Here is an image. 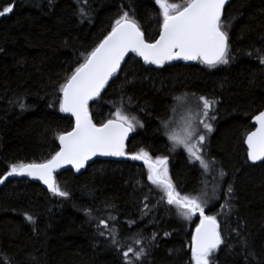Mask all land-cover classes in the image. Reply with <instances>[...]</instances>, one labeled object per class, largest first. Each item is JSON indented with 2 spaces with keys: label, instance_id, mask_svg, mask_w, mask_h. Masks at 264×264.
I'll list each match as a JSON object with an SVG mask.
<instances>
[{
  "label": "trees",
  "instance_id": "1",
  "mask_svg": "<svg viewBox=\"0 0 264 264\" xmlns=\"http://www.w3.org/2000/svg\"><path fill=\"white\" fill-rule=\"evenodd\" d=\"M8 6L13 11L0 16V178L12 164L43 163L59 151L58 135L74 126L59 111V86L123 12L150 42L162 23L155 0H0V11ZM223 19L230 23L229 64L156 69L130 57L89 111L97 125L117 109L138 121L126 154L144 150L153 160L167 158L181 195L206 201L205 212L217 217L225 240L215 264H264V162L251 165L244 145L251 119L264 110V0H231ZM201 97L215 101L213 130L202 146L208 170L173 150L165 132L178 99ZM147 177L137 162L95 161L80 175L55 177L66 198L30 180L6 182L0 186V264H126L129 248L146 252L139 261L129 253L132 264H194L195 216H179ZM101 219L117 229L120 245H112L107 230L98 234Z\"/></svg>",
  "mask_w": 264,
  "mask_h": 264
},
{
  "label": "snow or ice",
  "instance_id": "2",
  "mask_svg": "<svg viewBox=\"0 0 264 264\" xmlns=\"http://www.w3.org/2000/svg\"><path fill=\"white\" fill-rule=\"evenodd\" d=\"M155 2L162 16L158 38L150 42L134 16H130L126 11L123 12L115 20L111 32L59 86V91L62 93L59 99V111L75 118L74 128L57 137L60 150L43 163L12 164L7 174L0 178V184H4L11 176H29L42 181L54 196L66 198L69 193L61 189L54 175L59 168L65 164H71L80 171L97 155L126 156L125 141L129 133L135 131L136 124L139 122L134 123L123 114L121 109H117L113 118L98 126L93 122L89 103L100 97L109 81L120 71L121 64L129 53H135L143 59L145 64L159 67L178 60L199 61L210 68L229 64L231 59L228 31L230 23L223 19L228 0H185L183 5L169 3L168 0H155ZM12 11V6L5 7L0 11V16ZM260 63L264 64V58L260 59ZM200 102L202 111L196 115H202L204 119L198 122L210 133L213 130L212 125L206 120L215 118L209 116L215 101L201 97ZM130 103L131 98H129ZM254 119L258 126L255 131L247 135L246 143L247 157L256 163L264 161V112H260ZM139 126L143 127L142 124ZM194 137H198L195 144L192 143ZM169 139L175 145L182 146L193 163L199 162L201 168L209 169L210 163L202 155L203 149L200 147L204 144L206 136L199 134L191 118L186 123L184 135L172 134L169 135ZM129 158L143 161L148 169V180L163 192L161 200L166 199L168 205L175 206L179 216L191 220L198 215L200 223L195 229V234L192 235L191 259L194 264H215V253L225 240L217 217L205 215L206 201L200 197L181 195L169 177L167 158L153 160L144 150ZM223 175L224 173L221 172V178ZM228 191L232 192L231 185ZM27 219L32 221L31 216ZM105 230L112 245H120L117 229L110 227L108 220L101 219L98 224V234L105 236ZM152 239H155V235ZM243 243L247 250V242ZM129 253H132L137 261L146 255L143 248L135 252L129 248L123 252L126 264H132V261L127 260ZM247 254L251 255V252Z\"/></svg>",
  "mask_w": 264,
  "mask_h": 264
},
{
  "label": "water",
  "instance_id": "3",
  "mask_svg": "<svg viewBox=\"0 0 264 264\" xmlns=\"http://www.w3.org/2000/svg\"><path fill=\"white\" fill-rule=\"evenodd\" d=\"M230 1H231V0H228V2L226 3L225 7L229 4ZM130 57H136V58H137V59H138V60H139V61H140L145 67H147V68H156V69L162 68V67H159V66H157V65L145 64L144 61H143V59L140 58V57H138V56H136L135 53H129V54L124 58V61H123L122 64H121V69H122L123 65L125 64V62L128 60V58H130ZM196 62H197V61H183V60H178V61H171V62H169V63H166V64H164V66H172V65H174V64H182V65H186V66H187V65H194ZM164 66H163V67H164ZM121 69H120V71H121ZM120 71L117 73V75H116L115 77H113L112 80L109 81L108 85L105 87V89L102 91V93L108 88V86L110 85L111 82H113L114 80H116V78L118 77ZM102 93H101V94H102ZM94 101H95V100H94ZM92 102H93V101H90V103H92ZM90 103H89V104H90ZM261 112H264V110L261 111ZM64 114H65L67 117H69V118H71V119L73 120V122H74V126H75V118L72 117V116H71L70 114H68V113H64ZM258 114H259V113H258ZM258 114H257V115H258ZM257 115H255V116H257ZM255 116L251 119V124H252L253 127H254V129H253L251 132L255 131V130H256V127L258 126V125H256V123H255V119H254ZM74 126H73V128H74ZM98 126H99V125H98ZM251 132H250V133H251ZM132 135H133V132H130V133H129V136H128V139L125 141V152H126V145H127L128 141H129V139L132 137ZM246 137H247V136H246ZM244 145H245L246 150L248 151V149H247V143H246V138H245V140H244ZM58 147H59V150H60L59 140H58ZM129 157H130V156L127 155V154H126V156H123V157H112V156H100V155H97V156H94L91 160H89V161L86 163L85 167L81 168L80 171H77V170H76L71 164H65L63 167L59 168V169L54 173V175H55V177H57V176H59L60 174H62L63 172H67V171H70V172L74 173L75 175H80L81 173H83V172L86 170V168H87L90 164H92V163L95 162V161L137 162V163H140V164H142V165H145V164L143 163V161H141V160H131ZM247 159H248V157H247ZM248 162H249L251 165H257V164H260V163H262V162H264V161H257L256 163H253L252 161H250V160L248 159ZM22 180H30V181H32V182H34V183H36V184H39L43 189H45L46 191L50 192V191L48 190V188H47V185H45L42 181H40V180H38V179H34V178H32V177H29V176H11V177H8V179L5 181V183L8 182V181H22ZM5 183H4V184H5ZM2 185H3V184H0V186H2ZM205 215H207L206 212H205ZM195 219L197 220V225H198V224L200 223V220H199L198 215L195 216ZM197 225H196V227H197ZM196 227H195V229H196ZM195 229H194L192 235L195 234ZM191 242H192V240H191Z\"/></svg>",
  "mask_w": 264,
  "mask_h": 264
},
{
  "label": "rangeland",
  "instance_id": "4",
  "mask_svg": "<svg viewBox=\"0 0 264 264\" xmlns=\"http://www.w3.org/2000/svg\"><path fill=\"white\" fill-rule=\"evenodd\" d=\"M172 111L173 112L170 115V119L167 122V127H165V132L168 139H169V135L172 134L181 135V136L184 135V128L186 126V123L189 122L190 118H191V122L198 129L199 134H204L205 136L209 135V132H207L203 128V125L199 124L198 122L200 119H204V117L202 115L200 116L196 115V113L202 111V103L200 102V99H196V100L193 98L178 99L175 103V108ZM212 111H213V107L209 111V116H212L211 115ZM212 120L213 119H209L206 120V122L212 125ZM197 139L198 137H194L192 143L195 144ZM170 142L172 143L171 147L173 150L181 149L189 157L188 152L182 146L175 145L171 140ZM202 146L203 145H200V147ZM204 192H209L211 195L212 194L214 195L213 187L207 188L205 186Z\"/></svg>",
  "mask_w": 264,
  "mask_h": 264
},
{
  "label": "bare ground",
  "instance_id": "5",
  "mask_svg": "<svg viewBox=\"0 0 264 264\" xmlns=\"http://www.w3.org/2000/svg\"><path fill=\"white\" fill-rule=\"evenodd\" d=\"M197 62H199V61H197ZM197 62H196V63H197ZM202 64H203V63H202ZM204 65H205V64H204ZM143 66H144V65H143ZM206 66H207V65H206Z\"/></svg>",
  "mask_w": 264,
  "mask_h": 264
}]
</instances>
